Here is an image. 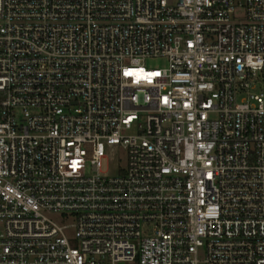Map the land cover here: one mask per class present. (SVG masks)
Listing matches in <instances>:
<instances>
[{
  "label": "built area",
  "instance_id": "built-area-1",
  "mask_svg": "<svg viewBox=\"0 0 264 264\" xmlns=\"http://www.w3.org/2000/svg\"><path fill=\"white\" fill-rule=\"evenodd\" d=\"M262 84L264 0H0V264H264Z\"/></svg>",
  "mask_w": 264,
  "mask_h": 264
},
{
  "label": "rangeland",
  "instance_id": "rangeland-1",
  "mask_svg": "<svg viewBox=\"0 0 264 264\" xmlns=\"http://www.w3.org/2000/svg\"><path fill=\"white\" fill-rule=\"evenodd\" d=\"M144 67L147 70H152V69L163 70V69H166V68L169 67V59H167V58H150V59H147L145 61ZM256 92L264 94V84L259 85L258 86V90ZM134 133H135V131L131 132V134H134ZM119 158L122 160L121 164L117 163V162H114L110 166L109 175H111L113 177L118 175V171H117L118 165L121 166V167H124L125 163H126V159H125V154L124 153H122ZM107 165H109V163L104 162V168L102 170L103 174L107 173ZM87 175H90V176L93 175V173H92L90 168L88 169Z\"/></svg>",
  "mask_w": 264,
  "mask_h": 264
}]
</instances>
